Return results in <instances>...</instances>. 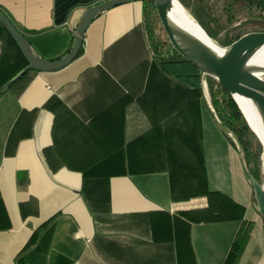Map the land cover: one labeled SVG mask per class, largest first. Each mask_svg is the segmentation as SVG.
<instances>
[{"label": "crops", "instance_id": "1", "mask_svg": "<svg viewBox=\"0 0 264 264\" xmlns=\"http://www.w3.org/2000/svg\"><path fill=\"white\" fill-rule=\"evenodd\" d=\"M95 2L0 10L56 59ZM26 64L3 30L0 68ZM212 110L203 83L155 63L143 1L99 14L74 60L0 98V264H224L248 224L236 264H264L262 215Z\"/></svg>", "mask_w": 264, "mask_h": 264}, {"label": "water", "instance_id": "2", "mask_svg": "<svg viewBox=\"0 0 264 264\" xmlns=\"http://www.w3.org/2000/svg\"><path fill=\"white\" fill-rule=\"evenodd\" d=\"M132 1H150L154 4L161 26L172 47L189 63L196 67L201 74L214 76L221 88L229 92L240 109L250 130L257 136L264 150V137L261 138L249 122L241 106L234 97L239 94L248 98L257 115V120L264 136V71L255 70L247 65L249 58L264 45V31L248 32L218 52L209 44L199 39L182 26L171 22L168 10L176 0H100L86 8L79 20L68 51L56 59H48L39 55L30 45L25 36L15 28L9 18L0 10V22L9 33L27 64L8 82L0 87L2 91L13 84L29 70L52 71L58 70L74 60L81 49L83 36L88 25L102 12L123 3ZM178 1V0H177ZM212 115L221 130L228 133L236 143L243 161V170L254 191L258 212L262 215V236L264 250V185L259 184L245 166L240 144L233 133L226 128L212 110Z\"/></svg>", "mask_w": 264, "mask_h": 264}, {"label": "trees", "instance_id": "3", "mask_svg": "<svg viewBox=\"0 0 264 264\" xmlns=\"http://www.w3.org/2000/svg\"><path fill=\"white\" fill-rule=\"evenodd\" d=\"M180 1L186 5V0ZM210 2L211 0H194L195 10L193 11L197 22L208 35L213 37L215 35V32L211 28L212 21H215L214 25L218 27L217 29H222L237 21H239L238 25L240 27L244 28V26H246V28L236 36L227 33L222 41L223 45H229L248 32L264 31V0H220L221 5L218 12L211 9ZM143 25L153 59L162 70L175 79L187 84L201 85L202 77L205 78L211 108L219 121L236 137L241 146L244 163L248 171L259 184L263 185L264 174H261L260 168V154L263 150L262 144L257 140L254 146L248 145L246 133L250 129L231 94L220 87L214 76L210 74H201L196 67L189 63L172 47L161 26L155 6L150 1H143ZM3 30H5V28L0 22V34ZM159 31L162 32L164 39L161 38ZM81 52L82 46L79 54ZM20 70L16 73H12L9 70L0 68V87L12 79ZM36 72L35 70L27 71L13 84L5 88L0 94V98L8 93H10L13 99L18 97L27 87ZM222 132L234 145H236L235 141L228 133L223 130ZM254 200L256 201L255 195ZM251 229V224L241 228L239 237L235 240L231 253L224 264L237 263L239 255L244 249L245 243L250 235Z\"/></svg>", "mask_w": 264, "mask_h": 264}, {"label": "bare ground", "instance_id": "4", "mask_svg": "<svg viewBox=\"0 0 264 264\" xmlns=\"http://www.w3.org/2000/svg\"><path fill=\"white\" fill-rule=\"evenodd\" d=\"M179 1H174L171 8L168 10V18L171 20V22L176 23L186 30H188L190 33L197 36L199 39L204 41L205 43L209 44L212 48H214L216 51L220 52L221 47L217 46L213 40L207 35V33L203 30V28L191 17L189 16L182 5L178 3ZM247 65L255 70H262L264 71V45L259 47L253 55L249 58ZM235 99L241 106L243 112L249 119V122H251V125L256 130L257 134L263 138V130L262 127L259 124V121L257 120V115L255 113V108L252 105V102L239 94H234ZM264 139V138H263Z\"/></svg>", "mask_w": 264, "mask_h": 264}, {"label": "rangeland", "instance_id": "5", "mask_svg": "<svg viewBox=\"0 0 264 264\" xmlns=\"http://www.w3.org/2000/svg\"><path fill=\"white\" fill-rule=\"evenodd\" d=\"M182 7L184 8L185 12L191 16L196 22V18H195V15L193 13V11L195 10V3H194V0H186V5H184L180 0H178ZM220 0H211L210 2V7L213 11L215 12H218V10H220ZM215 22V21H214ZM214 22L212 21L211 22V28L213 29V31L215 32V35L214 37L213 36H210L208 35L212 40L213 42L219 46V47H224L225 45L222 44V41L223 39L225 38L226 34L229 33V34H234L235 36L238 35L244 28H246V26L243 27H240L238 24H239V21L231 24V25H227L226 27L222 28V29H217L218 27H216L214 25ZM198 23V22H197ZM199 24V23H198ZM218 30V31H217ZM160 35H161V38L164 39V36L162 34L161 31H159ZM203 78V77H202ZM202 83L204 84V86L207 88V83H206V80L205 78L202 79ZM8 96H11L10 93L7 94ZM6 98V97H5ZM246 121V120H245ZM247 123V122H246ZM250 129V128H249ZM246 139L248 141V145L250 146H254L255 142L259 139L257 138V136L252 132V131H248L246 133ZM260 142V141H259ZM263 148V147H262ZM260 168H261V174L263 175L264 174V150H262V153L260 154ZM264 185V184H263Z\"/></svg>", "mask_w": 264, "mask_h": 264}, {"label": "built area", "instance_id": "6", "mask_svg": "<svg viewBox=\"0 0 264 264\" xmlns=\"http://www.w3.org/2000/svg\"><path fill=\"white\" fill-rule=\"evenodd\" d=\"M95 1L97 2V1H100V0H95Z\"/></svg>", "mask_w": 264, "mask_h": 264}]
</instances>
